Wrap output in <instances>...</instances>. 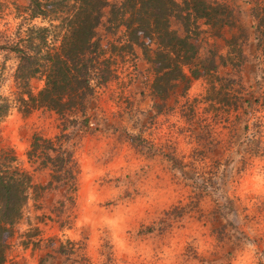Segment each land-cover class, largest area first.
Instances as JSON below:
<instances>
[{
    "label": "rangeland",
    "instance_id": "374dc122",
    "mask_svg": "<svg viewBox=\"0 0 264 264\" xmlns=\"http://www.w3.org/2000/svg\"><path fill=\"white\" fill-rule=\"evenodd\" d=\"M226 1L249 30L243 45L245 61L238 71L251 101L249 122L236 124L231 145H227L225 113L206 110L204 80L193 79L185 93L178 88L164 97V105L163 95L152 91V65L139 45L131 51L127 46L119 48L123 29H106L105 8L97 32L117 56L115 74L97 85L87 100L89 120L75 149L78 189L69 221L62 227L54 221L55 193L44 192L36 199L31 194L5 234L11 258L19 264H73V258H87L92 264H157L159 250L174 241L179 250L176 264H234L249 243L256 245L252 264H264V196L252 194L245 184L254 165L264 162V103L257 98L264 59L252 31L250 0ZM26 2L0 0V43L5 45L0 48V97L10 102L0 115V147L2 154L6 152L0 162L16 163L31 172L25 154L31 136L53 135L58 117L40 107L24 113L17 100L13 77L17 57L5 39L23 35L28 22L45 23L41 17H28ZM171 26L181 30L175 16ZM43 82L36 75L30 86L36 91ZM11 154L16 156L13 162ZM171 154L182 160V168L171 164ZM46 178L44 171L33 173L34 181ZM152 192L163 196L127 217L119 234L129 246L143 245L151 251L122 254L114 246L108 221ZM42 237L59 239L56 243L65 250L74 244L75 254L66 259L64 254L52 255L45 244L35 247L33 242Z\"/></svg>",
    "mask_w": 264,
    "mask_h": 264
},
{
    "label": "trees",
    "instance_id": "16d2710c",
    "mask_svg": "<svg viewBox=\"0 0 264 264\" xmlns=\"http://www.w3.org/2000/svg\"><path fill=\"white\" fill-rule=\"evenodd\" d=\"M23 8L29 18L41 17L45 23L28 22L23 35L5 39L17 57L13 73L17 100L24 113L37 107L55 111L58 130L53 135L32 134L25 152L31 172L16 163L0 162V264H19L9 256L5 234L20 218L31 194L36 199L44 192L55 193L52 217L59 227L69 221L78 189L75 149L79 132L89 120L87 100L97 85L115 74L117 56L107 50L97 32L105 8L106 29H123L119 48L127 46L131 51L139 45L152 65V91L163 95L164 105V97L178 88L185 93L191 81L201 77L206 110L225 113L228 146L236 124L249 122L246 114L251 107L238 73L245 61L243 45L249 30L226 0H27ZM249 9L254 39L264 59V0H250ZM172 16L179 21L180 31L171 26ZM4 46L0 43V48ZM221 67L225 70L220 71ZM36 75L44 82L33 91L30 79ZM257 83V98L264 103V76ZM0 99V115H4L10 102L5 96ZM2 152L0 147V161L6 153ZM171 155V164L182 168V160ZM9 160L15 161L16 156L11 154ZM42 171L47 175L45 182L34 181L33 173ZM48 238H38L34 246L45 244L52 255L64 254L66 259L75 254L74 244L65 250L56 243L59 239ZM78 259L73 258V264H92L87 258Z\"/></svg>",
    "mask_w": 264,
    "mask_h": 264
},
{
    "label": "clouds",
    "instance_id": "9594fccd",
    "mask_svg": "<svg viewBox=\"0 0 264 264\" xmlns=\"http://www.w3.org/2000/svg\"><path fill=\"white\" fill-rule=\"evenodd\" d=\"M247 189L254 195L264 196V162H257L251 170L250 175L245 182ZM163 193L152 192L148 197L137 201L136 204H131L124 212L114 220H109L108 225L113 230V243L114 246L122 253L129 256L137 253L146 254L150 249H145L143 245L139 248L129 246L125 241L120 238V232L123 229L120 227L123 221L129 216H135L145 203H154L161 199ZM256 245L247 244L244 251L237 255L234 264H252L253 257L255 256ZM179 250L177 244L172 241L170 246H165L159 250L157 264H176Z\"/></svg>",
    "mask_w": 264,
    "mask_h": 264
}]
</instances>
